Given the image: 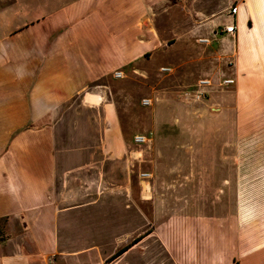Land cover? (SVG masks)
I'll return each instance as SVG.
<instances>
[{
    "label": "crops",
    "instance_id": "crops-1",
    "mask_svg": "<svg viewBox=\"0 0 264 264\" xmlns=\"http://www.w3.org/2000/svg\"><path fill=\"white\" fill-rule=\"evenodd\" d=\"M190 1L218 9L204 11L197 21L203 47L183 51L185 77L195 63L204 67L188 83L178 85L174 78L168 91L166 178L174 205L167 227L176 232V216L192 212L191 204L177 206L176 199L208 200L220 177L219 194L231 185L230 264H264V0ZM144 12V0H0V264H56L58 258L61 264H110L98 250L108 234L96 235L106 227L96 226L90 205L101 196L84 185L112 172L103 156L110 144L104 150L73 140L74 134L63 131L64 121L86 117L78 108L89 107L102 110L105 132L113 122L117 126L108 79H118L116 70L124 72L156 44L154 34L145 38V27H136ZM172 64L171 72L161 73L178 71ZM199 78L213 84L194 98L190 90ZM224 78L234 82L220 85ZM179 86L184 89L177 98ZM142 151H134L135 157ZM103 192L105 207L109 196ZM154 232L110 255L122 256ZM158 238L170 242L171 255L178 252L187 261L209 251H183V242L177 247L168 235ZM205 258L203 264L223 261Z\"/></svg>",
    "mask_w": 264,
    "mask_h": 264
},
{
    "label": "rangeland",
    "instance_id": "rangeland-1",
    "mask_svg": "<svg viewBox=\"0 0 264 264\" xmlns=\"http://www.w3.org/2000/svg\"><path fill=\"white\" fill-rule=\"evenodd\" d=\"M144 8L143 18L138 24L136 23V27H145V38H151L150 35L154 34L156 44L146 55L127 65L122 78L108 79L109 100L115 107L117 126L113 122L111 130L105 132L104 129L108 126L102 110L89 107L78 108L85 111L83 113L86 117L68 118L64 121L67 125L65 124L63 131L74 134L73 140L95 146L104 145L106 148L104 150L110 147V150L106 151L108 154L103 156H106L108 163L110 161L112 172L105 176L104 180L96 181L90 177L84 184L85 187L94 189L96 196L103 197V191L109 196L105 207L100 201L101 197L95 204H90L96 209L94 215L96 226L106 227V230H102L100 234L96 231L97 238L108 234L107 240L102 246H98V250L104 254L103 263L110 262V264H174L173 257L178 260V264H203L202 260H206L205 257L210 255L219 262L223 258L222 264H230L232 260L230 242L232 234L229 223L232 206L231 185L226 183L223 188L224 194H219L220 177L209 191L208 200L197 198L185 203L183 198L176 199L177 206L191 204L192 212L188 208L185 212L191 214L176 216V232L173 231V226L170 231L167 227L170 212L173 210L171 206L174 205L166 178L169 153L167 131L170 119L168 91L174 90L172 83L174 78L178 85L188 83L193 81L200 73V68L204 67L200 62L195 63L192 67L193 73L185 77L183 51L191 48L198 52L199 48L203 47L197 39L200 35L197 21L205 13L204 11L212 12L218 8H203L199 5V1L191 3L190 0H144ZM215 45L216 43L212 44ZM173 60L179 65L178 71L175 70L170 75L161 73V66L174 67ZM225 62L227 60L223 61V66L227 65ZM224 68H226L225 72L230 70V67ZM189 70L191 73V68ZM178 89L180 91L177 98L182 96L181 90L184 87L179 86ZM145 97L152 99L151 105H142L141 100ZM136 133L147 134L150 141L145 145H135L133 136ZM121 134L125 146L122 151H118ZM137 149L143 151L142 155L135 157L134 151ZM142 172L152 173L150 179H144L143 189L139 178ZM141 195H144L143 199ZM222 217L223 225L220 223ZM184 218L185 231L181 228L184 225L182 222ZM149 230L155 232L138 247L129 248L122 256L115 259L110 255L120 246L132 244L142 233ZM175 234L176 240L173 241ZM160 235L165 240L168 235L172 245L174 243L177 247L183 242L181 246L183 251L184 247H193L194 251L205 247L209 250L208 254L195 252L191 261H187L178 252L171 255L167 250V244L171 245L170 242H160L158 238ZM0 238H4L3 231L0 232ZM210 249L213 254L209 255ZM17 264L27 263L18 261ZM56 264H61V258H58Z\"/></svg>",
    "mask_w": 264,
    "mask_h": 264
},
{
    "label": "built area",
    "instance_id": "built-area-1",
    "mask_svg": "<svg viewBox=\"0 0 264 264\" xmlns=\"http://www.w3.org/2000/svg\"><path fill=\"white\" fill-rule=\"evenodd\" d=\"M228 30H233V27H228ZM200 41L206 42L208 43L209 40L207 38H201ZM173 70V68L169 67V66H161L160 67V71L161 72H171ZM114 76L117 78H122L124 76V72L122 70H116L114 72ZM234 82V79L232 78H224L222 80H220L219 84L220 85H228V84H232ZM213 82L208 79V78H199L195 84H194V89L190 90V92L193 94L194 98H200L204 95L207 94V92L204 89H201L202 87H210L212 86ZM188 90H184V94H187ZM142 105L144 106H149L152 104V99L149 97H145L141 100ZM150 137L147 134H135L133 136V140L135 143L138 144H144L147 143L149 141ZM140 177L144 178V179H149L152 177V173L149 172H142L140 174ZM49 260L51 261V256L49 257Z\"/></svg>",
    "mask_w": 264,
    "mask_h": 264
},
{
    "label": "trees",
    "instance_id": "trees-1",
    "mask_svg": "<svg viewBox=\"0 0 264 264\" xmlns=\"http://www.w3.org/2000/svg\"><path fill=\"white\" fill-rule=\"evenodd\" d=\"M144 55H146V53H145ZM147 233H148V232H146L145 235H146ZM138 239H140V238H138ZM138 239H137V240H138ZM137 240H135V242H136ZM125 249H126V248H123V249H122L120 252H118V253H121V252L124 251Z\"/></svg>",
    "mask_w": 264,
    "mask_h": 264
}]
</instances>
